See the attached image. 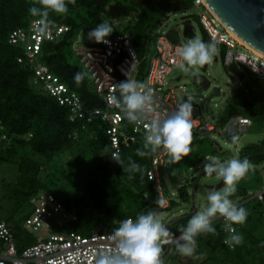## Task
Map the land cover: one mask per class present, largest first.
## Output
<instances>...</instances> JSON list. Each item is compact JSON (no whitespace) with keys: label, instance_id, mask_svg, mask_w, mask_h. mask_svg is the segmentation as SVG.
<instances>
[{"label":"trees","instance_id":"16d2710c","mask_svg":"<svg viewBox=\"0 0 264 264\" xmlns=\"http://www.w3.org/2000/svg\"><path fill=\"white\" fill-rule=\"evenodd\" d=\"M192 2L76 0L75 5H68L66 15L49 12L48 17L66 25L67 30L57 39L42 43L40 61L79 96L85 109L102 107V100L95 92L86 70L79 61L69 60L74 54L72 44L79 38V32L108 22L114 30L112 34L127 33L141 59L137 81L142 82L148 68V59H143V55L150 50L151 32L165 12L190 9ZM32 6L40 7L35 0H0V130L8 137L0 147V163L17 164L12 183L1 179L0 189L4 190V197L12 201V206L9 215L2 217L0 214V219L12 227L19 249L34 243L32 235L22 223L30 214L29 198L38 190L60 197L64 209L73 215V220L65 222L58 229L82 235L114 230L117 222L126 218L135 219L139 214L149 213L157 207L153 203V183L146 175L153 154L144 157L137 155L138 149L144 150L145 139L138 136L128 147L119 151L124 161L123 167L129 165L131 158L141 166L142 171H123L109 157L113 151L106 133V123L96 118L81 128V122L70 120L68 107L60 105L35 84L26 65L17 61V57L23 55L22 50L10 44L8 36L14 29L26 28L32 19L37 18L28 11ZM200 31L201 40L211 42L202 26ZM189 35L193 37V33ZM216 48L223 61L225 46L216 44ZM225 69L236 74L239 83L219 112L218 123L224 125L229 118L241 115L248 117L251 125L256 124L262 132L260 140L247 143L238 150V159H241L264 151V77L253 74L237 63ZM77 72L87 73L79 85L74 81ZM73 132H76V136H73ZM211 147L213 153H219L213 141ZM105 148L108 149L107 153L104 152ZM263 160L264 157L248 159L253 164ZM195 180L196 177H192L191 182H181L176 187L181 199H188L187 188L192 183L195 190ZM248 190L239 182L236 193L232 195L237 198V206L248 213L243 225L233 224L235 234L242 236L243 242L231 243L232 247L224 243V240L230 241L233 233L224 231L223 222L218 216L213 220L216 233L197 237L199 247L204 252L198 264H264V196L263 201L248 199ZM173 204L174 201L170 200L169 206ZM197 209L198 206L194 204L190 213L174 218L169 223L172 231L181 234V229L187 227ZM23 211L24 214L15 218L18 212ZM167 248H173L177 253L174 244H166L163 254Z\"/></svg>","mask_w":264,"mask_h":264},{"label":"built area","instance_id":"2783aa9c","mask_svg":"<svg viewBox=\"0 0 264 264\" xmlns=\"http://www.w3.org/2000/svg\"><path fill=\"white\" fill-rule=\"evenodd\" d=\"M192 7L201 9L200 13L196 14V18H198L200 26L209 36L210 41L225 46L222 61L225 67L237 63L253 74L264 77L263 56L240 43L232 32L224 27L210 11L204 0H193ZM170 13L165 12L163 20ZM190 15L193 14H188L182 18V30L185 24H191ZM39 19V17L32 19L26 28H16L8 36L10 44L21 48L23 55L17 57V61L26 65L32 74L34 83L54 97L60 105L68 107L70 120L81 122V128H84L86 123H90L96 118L105 122L107 125L106 133L113 152L128 147L138 136L145 139L146 129L143 125H134L129 123L128 120L126 121L121 109L110 103L108 99L111 95L119 97V91L115 87L116 84L125 81L128 77L136 81L138 79L141 59L132 44L130 36L127 33H115L106 38L110 43H96L94 40L88 39L87 34L91 30L88 29L83 38L74 40L72 50L79 63L88 73L95 92L103 103L102 107L85 109L79 96L69 89L59 77L54 75L39 58L42 43L57 39L67 30V26L48 17V21L51 22L49 32L41 34L38 31L40 25L37 21ZM162 21L151 32L150 50L143 55V59H148V68L142 83L153 90L158 105L155 114L163 118L174 112L179 105L173 88L168 84L167 76L172 67L181 62L178 56L181 37L175 29L180 42L171 41L167 36L169 29L163 30L160 28ZM240 47L244 48L243 51H240ZM227 72L233 77L234 84H238L239 78L237 75L230 70ZM193 122L194 137L202 138L210 135L211 138L215 139L216 135L221 134L223 131L222 125L218 123V116L215 123L202 122L194 117ZM250 126L251 120L248 117L236 115L226 121L224 132L227 136L234 137L237 134L244 133ZM73 136H76V132H73ZM7 140V135L0 130V147ZM213 142L217 141L213 140ZM167 156V152L162 149L153 154L146 171L148 179L153 183L155 191L153 203L157 205V209H166L170 204V201L163 195L159 175V167L169 163L166 162ZM1 184L0 176V188ZM263 196L264 179L262 188L251 194L248 199L263 201ZM144 197L148 198L147 194H144ZM29 205L31 207L30 214L22 224L32 235L34 243L19 249L15 243L12 227L8 225L7 221L0 219V264H95L97 253L114 247V242L109 237L122 221L117 222V228L114 230L102 233L95 231L89 235H82L74 231L58 229L65 222L73 220L74 217L64 209L60 197L55 196L53 193L38 190L29 198ZM221 220L224 231L232 234L231 229H235V226L223 217H221ZM169 225L166 226L169 231L179 237L180 234H175L171 229V225ZM226 241L228 240H224V243ZM228 244L232 247L231 243Z\"/></svg>","mask_w":264,"mask_h":264},{"label":"clouds","instance_id":"9594fccd","mask_svg":"<svg viewBox=\"0 0 264 264\" xmlns=\"http://www.w3.org/2000/svg\"><path fill=\"white\" fill-rule=\"evenodd\" d=\"M40 7L32 6L28 9L33 17H39L38 31L47 34L51 27L48 21L49 12L66 15L68 5H75L76 0H35ZM113 28L108 22H102L91 29L88 39L96 43H110L106 38L113 33ZM217 52L214 42H204L193 38L183 44L178 50L181 70L196 69L213 62ZM256 71L255 69H253ZM87 73L77 72L74 81L81 84ZM128 77V73L126 74ZM119 97L109 96V102L121 109L125 118L134 125H143L146 129L144 150L138 149L137 155L144 157L157 153L159 150L167 152L172 163H179L192 152L194 142V107L191 98L178 105L177 109L166 117L156 115L158 105L155 94L144 83L132 80L129 77L115 86ZM107 153L108 149L105 148ZM120 165L123 171L141 172V166L131 161L123 167L124 161L120 152L114 151L109 156ZM253 166L248 159L232 158L221 161L212 158L203 166L204 172L211 176L215 174L222 179L225 187L212 190L207 195L208 206L198 211L188 221L187 227L181 229V234L176 237L163 224L162 220L154 213L139 214L135 220L128 218L121 222L109 239L114 242V247L100 251L95 257V264H164L163 246L174 244L181 256L193 257L196 253L197 237L201 234H215L213 227L215 218L223 217L230 224L243 225L248 213L243 207H238L230 197L237 191L238 183L243 180ZM131 178V177H130ZM226 243L241 244L243 237L235 234Z\"/></svg>","mask_w":264,"mask_h":264},{"label":"rangeland","instance_id":"374dc122","mask_svg":"<svg viewBox=\"0 0 264 264\" xmlns=\"http://www.w3.org/2000/svg\"><path fill=\"white\" fill-rule=\"evenodd\" d=\"M200 8L192 7L190 9L178 12H171L169 16L163 20L161 27L163 30H168L170 28L176 29L180 33L181 46L187 43L188 40L193 38H202L200 31V22L196 18V14H199ZM188 14L190 15L191 24L194 27L193 37L191 35L184 36L182 34V18ZM195 15V16H194ZM86 35L85 30H81L78 34L79 38H83ZM240 51H243V47H240ZM216 59L213 62L207 64L204 74L210 81V87L208 90L203 91L198 81L192 79L195 73L200 72L199 68L188 69L187 71L181 70L178 65L172 67L171 72L167 76L168 84L173 88L174 95L179 104L191 98V102L194 107L193 117L200 121H208L215 123L216 118L223 108L224 104L230 93L235 88L233 77L227 72L218 51L215 54ZM78 58L75 54L69 58L71 62H78ZM215 85L219 87L220 94L217 96H212L207 107L203 104V96L207 95L211 91V87ZM223 131L221 134L216 135L213 139L211 136L194 137V142L192 145V152L188 157L182 159L179 163H172L169 155L167 156V164L159 167V175L161 180V185L163 187V195L169 201L173 200L174 204L169 206L167 209H158L159 213L157 216L162 220L163 224L167 226L174 218L179 217L184 214L191 212V207L196 204L198 209L193 214L195 215L198 211H202L208 206L207 195L209 192L205 189L206 185H214L219 183L222 179L218 178L215 174L209 176L204 170L203 166L205 163L209 162L212 158H219L222 162L238 158V150L242 148L247 143L257 142L262 138V132L256 124L251 125L247 128L244 133L235 135L234 137H229L224 132V125H222ZM215 140L221 146V150L218 149L219 153H213L211 143ZM252 170L249 171L247 176L240 181L241 184L248 187V196L255 193L259 188L263 186L264 179V160L258 164H253ZM263 171V172H262ZM17 172L16 163H0V176L7 182H13ZM262 172V173H261ZM179 176L177 177V175ZM182 177V180L176 184L177 179ZM198 183L193 189V183L188 186L187 193L188 199H181L178 196V190L176 187L182 182H191L192 177H199ZM176 184V186H174ZM225 187L222 186L216 191H220ZM192 195V197H191ZM234 203L238 205L237 198L233 196L230 197ZM12 206V201L4 197V190L0 189V214L2 217H7L9 215V210ZM30 207V205H29ZM31 209V207H30ZM24 214L23 212H18L15 218H18ZM144 214V213H142ZM203 251L199 247V242H197L196 253L193 257L181 256L178 252L171 248L163 254L164 264H198L202 260Z\"/></svg>","mask_w":264,"mask_h":264},{"label":"water","instance_id":"95a60500","mask_svg":"<svg viewBox=\"0 0 264 264\" xmlns=\"http://www.w3.org/2000/svg\"><path fill=\"white\" fill-rule=\"evenodd\" d=\"M204 2L224 27L239 37L247 45L264 55V0H204ZM193 31V25L187 23L182 30V34L187 36L189 33H193ZM167 36L175 43L180 42L179 35L175 29H169L167 31ZM206 67L207 65L198 67L200 72L195 73L192 77L193 80L199 82L203 91L208 90L211 85L209 79L204 74ZM219 94V87L213 85L211 91L202 98L204 106L207 107L212 96H217ZM214 143L218 149L221 150L219 143ZM254 157H264V151L250 154L240 160H244L245 158L252 159ZM199 178L200 176L194 181L195 184L198 183ZM181 180L182 177L180 176L176 184ZM222 186H224L223 180L214 185H206L205 189L207 192H210ZM149 212L157 215L159 210L154 208ZM167 251L168 248L166 252Z\"/></svg>","mask_w":264,"mask_h":264},{"label":"bare ground","instance_id":"6f19581e","mask_svg":"<svg viewBox=\"0 0 264 264\" xmlns=\"http://www.w3.org/2000/svg\"><path fill=\"white\" fill-rule=\"evenodd\" d=\"M230 31V30H229ZM233 34V33H232ZM234 35V34H233ZM236 38H237V40L240 42V43H242V44H244L246 47H248L249 49H251L252 51H254V52H256V53H258V54H260L261 56H263L264 57V55L263 54H261L260 52H258L257 50H255V49H253L252 47H250L249 45H247L245 42H243L239 37H237L236 35H234Z\"/></svg>","mask_w":264,"mask_h":264},{"label":"crops","instance_id":"0c3cea01","mask_svg":"<svg viewBox=\"0 0 264 264\" xmlns=\"http://www.w3.org/2000/svg\"><path fill=\"white\" fill-rule=\"evenodd\" d=\"M169 163H170V162H169ZM169 163H168V165H169ZM168 165H167V166H168Z\"/></svg>","mask_w":264,"mask_h":264}]
</instances>
